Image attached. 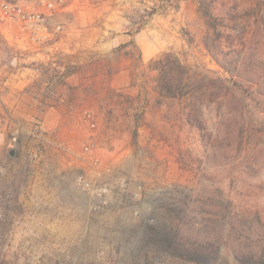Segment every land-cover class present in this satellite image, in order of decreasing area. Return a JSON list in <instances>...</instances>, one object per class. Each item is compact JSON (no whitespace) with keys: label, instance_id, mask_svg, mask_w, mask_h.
Instances as JSON below:
<instances>
[{"label":"rangeland","instance_id":"rangeland-1","mask_svg":"<svg viewBox=\"0 0 264 264\" xmlns=\"http://www.w3.org/2000/svg\"><path fill=\"white\" fill-rule=\"evenodd\" d=\"M9 1L62 30L23 50L0 25V197L16 200L0 264H244L264 245V78L252 119L210 87H161L174 60L229 77L205 45L213 21L229 57L264 62V0ZM176 234L190 259L162 240Z\"/></svg>","mask_w":264,"mask_h":264},{"label":"trees","instance_id":"trees-1","mask_svg":"<svg viewBox=\"0 0 264 264\" xmlns=\"http://www.w3.org/2000/svg\"><path fill=\"white\" fill-rule=\"evenodd\" d=\"M236 20H238V17L232 16L229 23L235 22ZM213 22V24H210V22L208 23L210 30L206 37L205 45L212 57L224 69L229 77L208 78L207 75L200 76L198 73H195L194 76L190 77V70L182 65L178 60H174V66L172 67H170L169 62L167 64L164 63L165 65L162 69L163 79L161 84L163 92L171 97H180L184 95L183 91L186 93L188 91L186 89H189L190 87L194 90L198 88L202 89L203 86H207L217 92L216 100L214 102H216L219 108L224 107L227 103L237 104L240 101L241 104L238 105L240 118L246 117L248 119H252L257 115V111H253L252 114L249 115V103L256 100L254 97V94H256L255 87L258 80L264 78V62H262L258 55L252 52L254 50L243 57H241L240 54L237 58L229 57L223 48L222 42H215L214 39V35L217 34L220 36L224 34L226 28L224 26H217L215 24L216 21ZM236 27L238 26H235V28ZM245 83H249L250 86L253 85L254 88L250 86L245 87ZM14 198L16 199V197ZM0 201V212H3L2 217L0 218L1 224L8 218L7 213L9 207L15 206L16 200L4 202V199L0 197ZM173 210L177 212L175 208ZM178 235L179 234H176L174 239L165 237L162 240L165 244L167 243L172 246L174 241L175 243L179 241L180 238ZM172 247L173 255L175 257H182L185 259L191 258L190 255H186V257L177 250L174 251V249H176V244L175 248L174 246ZM240 258L244 264H264V245L243 253Z\"/></svg>","mask_w":264,"mask_h":264},{"label":"built area","instance_id":"built-area-1","mask_svg":"<svg viewBox=\"0 0 264 264\" xmlns=\"http://www.w3.org/2000/svg\"><path fill=\"white\" fill-rule=\"evenodd\" d=\"M43 3L51 10L57 6L52 0H43ZM0 25L16 33L20 43L19 48L23 50L29 47L41 48L49 42H54L56 34L62 30L60 25L51 26L43 11H29L9 0H0ZM93 148V145H87L84 152H90ZM79 182L84 189L91 191L101 200L107 192L105 187L95 186L83 178H80Z\"/></svg>","mask_w":264,"mask_h":264},{"label":"crops","instance_id":"crops-1","mask_svg":"<svg viewBox=\"0 0 264 264\" xmlns=\"http://www.w3.org/2000/svg\"><path fill=\"white\" fill-rule=\"evenodd\" d=\"M48 22H49V24L51 25V26H55V25H52V23L49 21V19H48ZM64 47H66V45H64Z\"/></svg>","mask_w":264,"mask_h":264},{"label":"water","instance_id":"water-1","mask_svg":"<svg viewBox=\"0 0 264 264\" xmlns=\"http://www.w3.org/2000/svg\"><path fill=\"white\" fill-rule=\"evenodd\" d=\"M11 154H13V152Z\"/></svg>","mask_w":264,"mask_h":264}]
</instances>
